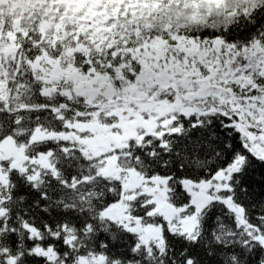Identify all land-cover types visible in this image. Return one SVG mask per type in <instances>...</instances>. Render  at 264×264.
I'll return each mask as SVG.
<instances>
[{"label": "snow or ice", "instance_id": "6c2138e0", "mask_svg": "<svg viewBox=\"0 0 264 264\" xmlns=\"http://www.w3.org/2000/svg\"><path fill=\"white\" fill-rule=\"evenodd\" d=\"M0 264H264V0H0Z\"/></svg>", "mask_w": 264, "mask_h": 264}]
</instances>
